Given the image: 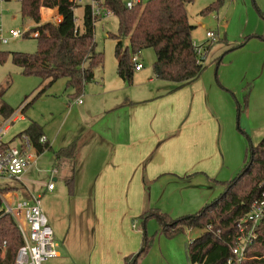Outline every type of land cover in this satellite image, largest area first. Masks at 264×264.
Listing matches in <instances>:
<instances>
[{
  "label": "crops",
  "instance_id": "1",
  "mask_svg": "<svg viewBox=\"0 0 264 264\" xmlns=\"http://www.w3.org/2000/svg\"><path fill=\"white\" fill-rule=\"evenodd\" d=\"M255 5L259 16L246 0L242 5H232L233 13L228 8V17L223 15L227 18L226 31L233 19L238 24L239 34L233 35L239 47L234 53L235 71L221 72L225 64L217 60L210 64L211 40L205 43L210 45L207 69L183 86L157 78L152 73L153 62L145 68L137 54L142 68L134 69L130 84L116 71L107 75L103 65L96 67L78 96L72 95L74 88L65 87L68 100L62 96L65 99L56 116L50 112L40 121L26 117L21 130L32 121L38 122L49 148L35 153L34 162L18 181L20 189L14 192L4 188L5 192L13 201L38 197L54 237L62 226L56 212L68 196L71 223L61 229L64 239L73 230L77 231L73 239L88 238L90 264H129L126 258L145 242L146 226H154L152 231L158 233L160 230V222L156 220V226L152 217L144 223L143 213L157 208L170 219L193 214L210 201L215 188L223 189L214 179L221 180L225 167L231 171V179L243 166L244 162H237L229 167L225 148L228 139L237 135L232 111L235 105L229 91L239 99L242 86L251 85L249 105L238 120L242 125V121L247 123L245 131L264 132V123L256 126L258 130L255 125L248 126L249 120L261 117L264 109V38L260 37L264 36L260 13L264 5L256 1ZM35 24L33 21L31 25ZM245 35H251L250 39ZM14 115L6 140L19 134L8 135L16 119L25 117L21 111ZM71 143L74 148L70 156L55 158V151ZM46 171L45 181L41 174ZM50 182L52 189L47 188ZM188 230L189 241L199 235L191 237L194 231H201ZM60 256L58 250L57 258Z\"/></svg>",
  "mask_w": 264,
  "mask_h": 264
},
{
  "label": "trees",
  "instance_id": "2",
  "mask_svg": "<svg viewBox=\"0 0 264 264\" xmlns=\"http://www.w3.org/2000/svg\"><path fill=\"white\" fill-rule=\"evenodd\" d=\"M100 1L104 9L112 11L117 17V33H112L109 37L116 40L114 56L117 58V75L127 84L132 82L133 77L132 56L145 48L153 49L156 58L151 66L152 73L161 80L183 86L202 74L206 63L197 62L191 37L194 26L188 22L185 7L194 0H148L142 6L131 8H126L121 0ZM222 3L223 0H214L201 12L218 10ZM40 6L55 8L61 16V21L56 24H39ZM75 7L71 0H21V15L37 23L34 27L38 30L36 51L11 54L0 51V63L10 55L12 62L19 66L24 74L36 75L43 81L48 80L47 86L59 78H66L65 87L74 88L72 95L78 96L84 83L93 78L94 70L96 67H102L105 59L103 52L96 49L95 21L90 4L83 7L82 29L75 24ZM260 13L264 18V11ZM123 39L127 40L126 45L122 42ZM219 40L226 41L225 37ZM209 47L210 45L207 50ZM43 91L44 89L37 92L36 96ZM248 94L249 92L244 100L246 104ZM25 107H22L21 111ZM240 107L241 105L238 111ZM14 111L15 109L7 104L0 106V113L5 118ZM22 133L28 135L37 153L49 148L48 141L39 142V138L44 134L42 126L37 122L32 121L19 134ZM73 148L74 144L71 143L55 151V158L70 156ZM216 182L222 186L223 191L193 214L170 219L167 214L154 208L141 215L144 223L150 217L159 221V234L168 237L176 236L184 229H200L199 235L186 246V254L191 264H226L233 256L232 249L238 241V223L264 192V135L257 144H249L244 164L235 176L230 180ZM67 184L71 188L72 181H67ZM256 236L247 246V259L242 264H264V218L257 226ZM147 241L145 238L143 247L126 258L129 264H138V258L148 248ZM3 244L6 255L4 262L0 264H10L23 240L12 218L0 210V247Z\"/></svg>",
  "mask_w": 264,
  "mask_h": 264
},
{
  "label": "rangeland",
  "instance_id": "3",
  "mask_svg": "<svg viewBox=\"0 0 264 264\" xmlns=\"http://www.w3.org/2000/svg\"><path fill=\"white\" fill-rule=\"evenodd\" d=\"M213 1L214 0H194L192 3H189L185 6L187 9L188 22L194 26L191 37L194 43H208L212 39H207L205 37V33L207 30L212 29L215 32V37L213 39L214 44L211 47V52L209 54L210 64H212L214 60H217L220 61L221 64H225V66L221 68V72L235 71V68H237V66L235 64L234 53H236L235 51L238 50L239 47L235 45L238 39L237 37H233V35L237 34L238 36L239 34L238 24L234 22L233 19L231 21L232 23L229 26V30L226 31L224 27L227 24V18L223 17L229 16L228 8L233 13L235 9L232 7V5H242L243 0H223V3L222 5H220L218 10H213L210 13H202L201 11L204 10L206 6H208ZM255 1L258 5H264V0H246L247 4L258 15ZM91 2L92 0H80L74 8L75 24L76 26L80 27V29L83 28V7L86 4H91ZM39 13L40 18L46 21L49 20L51 15L55 14V11L51 12L46 9H39ZM12 15L13 17H15L13 21L11 19ZM217 16H219V19L216 18ZM3 18L4 22L9 27H33V25H31L33 21L21 15V2L19 1L6 3L4 5ZM202 24H204V26ZM94 26V41L97 42L96 49L103 52L105 59L104 70L108 75L116 71V58H114V46L116 44V40L110 38L109 35L112 33H117V17L113 13L108 16H102L95 21ZM224 36L226 41H220L219 39L224 38ZM250 37L251 35L244 36V38L246 39H250ZM122 42L125 45L128 43L126 39H123ZM232 45L233 47H231ZM36 48V38L27 36L10 41L6 46L2 47L1 51H6L9 54L13 52L33 53L36 51ZM138 56L140 58V61L144 64L145 68L151 66V63L156 58L152 48H145L138 54ZM206 69L207 68H205L203 72ZM221 72H219V68L216 70L217 75ZM47 82L48 80L43 81L36 75L24 74L22 72V69L12 62L10 55H8L7 59L3 63H0V106L3 104H7L8 106L15 109L14 113L18 115V110H20L22 107H25L27 103L32 101L28 106L25 107L23 111H21V114L25 116L24 120H21L19 118L16 119L15 123L9 131V136H13L23 131L21 129L26 123V117L27 120H29V118H39L38 120L40 121L44 116L48 117L50 115V112L53 113V116H56V114L61 111V102L66 98V78H59L50 86H47ZM250 86H248V84L246 83L242 86L239 99L238 97L235 98L233 92L229 91V98L231 99L233 105H235V107L232 108V111L234 113L235 121L234 131L237 134L236 137H233V139H228L227 146L225 145V148L228 151L227 154L229 167L236 164L237 162L242 164L245 160L249 144H257L264 134V132L260 131H258V133L248 132L247 130L245 131L243 126L247 123H245V121H242L243 118L241 120L243 122V125L240 124V121L238 120L240 114H243V111L246 110L247 106L249 105L248 101L247 105L246 103H244V100L245 96L247 97L248 92L249 100V96L251 93ZM42 89H44V91L40 95L36 96V93ZM62 96H65V98H62ZM67 100L68 98H66L65 102H67ZM238 104L241 105L240 111H238ZM260 114L261 117L258 116L260 118L257 117L255 119L254 117H252L249 120L250 122L248 123V126L255 125L254 127H261L264 123V109H262ZM258 129L260 128L256 127V130ZM19 142L20 140L16 138L15 141L12 142V145H18ZM241 168L242 167H240V169ZM240 169H238V171H236L233 176H235ZM223 171L224 172L219 177V179L221 180H216L215 178L214 182L230 179L231 171L226 170V167L223 169ZM41 176L46 181V178L48 176L47 171L41 174ZM38 178H35L33 180H36ZM21 186L22 184L18 182V180L0 178V192L5 190L4 188L10 189L12 191L14 190L15 192L20 189ZM222 191L223 189L221 188H215V190L211 193L210 201L215 199V197H217ZM67 195L69 194L67 193ZM69 199L70 198L66 196L64 200L61 201L60 209H58L56 212V215L59 216V219L61 220L62 226L59 230L60 233H55V241L57 242V249L61 253V256L59 258H62V260L57 258V256L55 258L49 259L48 261H45L43 264H90L88 238L87 240L83 239V241L79 238L73 239V237L77 234L76 230L71 231V234L67 236L66 239H64L63 234H61V229L64 230L63 226H70L71 223L70 216L72 210L69 207ZM2 208L3 202L0 199V210H2ZM84 212L86 213L87 211L85 210ZM153 219L154 222H156L155 225L158 226L156 219ZM138 225L140 226L139 223ZM153 227L154 226H146L145 238L148 239V248L146 252L140 255V257L138 258V264H191L186 254V246L190 236V231L188 229H184L182 233L176 236L168 237L161 235L154 230L152 231ZM197 234H199V232L194 231L191 234V237H194V235ZM163 239L164 241L162 243ZM62 246L69 250L65 251ZM141 248H139L138 250H140Z\"/></svg>",
  "mask_w": 264,
  "mask_h": 264
},
{
  "label": "built area",
  "instance_id": "4",
  "mask_svg": "<svg viewBox=\"0 0 264 264\" xmlns=\"http://www.w3.org/2000/svg\"><path fill=\"white\" fill-rule=\"evenodd\" d=\"M21 0H0V51L10 41L22 37H34L38 35V30L34 29L37 23L31 27H9L3 18L4 5L6 3ZM74 5H77L80 0H71ZM126 8L133 6H142L148 0H121ZM40 10L55 11L47 22L58 23L61 21V16L56 12L55 8L40 6ZM93 20L108 16L112 11L104 9L100 0H92L90 4ZM12 21L15 19L11 16ZM45 23V21H43ZM39 24H42L41 21ZM208 39H214V31H207ZM194 52L197 56V62L205 64L207 61V45L193 43ZM134 61V69L140 70L142 65L138 62L136 55L132 56ZM80 101V100H79ZM18 110V112H20ZM15 115L4 117L0 113V178H7L20 181L23 173L34 162V155L37 152L27 134H18L16 137L6 140L5 135L9 130L12 122L15 120ZM19 139L18 145H12L13 139ZM46 137L42 135L39 138L40 143H45ZM53 182L48 183L47 188H53ZM0 199L3 202L2 211L8 214L16 227L18 228L23 244L18 248L13 261L10 264H43L49 259L58 256L57 242L55 241L54 233L49 225L48 219L40 208L39 198L32 195L28 199H20L13 201L12 195L7 192H0ZM264 218V192L261 197L254 201L248 214L241 218L238 223L237 244L233 247V256L229 258L226 264H242L245 259V249L255 239L256 229L258 224ZM192 229V228H190ZM6 250L4 244L0 247V262H4Z\"/></svg>",
  "mask_w": 264,
  "mask_h": 264
}]
</instances>
